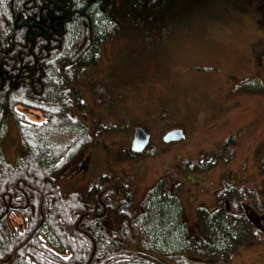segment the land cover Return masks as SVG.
Instances as JSON below:
<instances>
[{
	"label": "rangeland",
	"instance_id": "rangeland-1",
	"mask_svg": "<svg viewBox=\"0 0 264 264\" xmlns=\"http://www.w3.org/2000/svg\"><path fill=\"white\" fill-rule=\"evenodd\" d=\"M117 5V31L101 47L96 64L68 84L85 105L74 107V114L92 142L61 176L62 192L97 187L88 201L98 198L105 205L104 221L114 227L121 191L137 202L159 182L149 219L157 218L155 199L173 197L180 231L166 248L182 252L192 264H264V0H176L163 16L144 8L145 0H118ZM20 111L31 121L43 120L38 110ZM6 127L0 148L13 164L22 146L11 118ZM135 127L148 132L150 140L143 153L129 158ZM175 128L185 137L164 143L162 136ZM79 134L73 129L33 135L64 145ZM228 139L232 143L226 145ZM204 156L214 165L196 170ZM226 199L231 211L243 200L251 221L230 222L222 215L231 240L223 250L215 246L218 252L196 239V215L198 208L209 215L219 207L224 214L220 201ZM8 223L21 225L19 217ZM205 234L202 240L212 242L214 236L207 229ZM154 244L163 250L162 243Z\"/></svg>",
	"mask_w": 264,
	"mask_h": 264
},
{
	"label": "trees",
	"instance_id": "trees-1",
	"mask_svg": "<svg viewBox=\"0 0 264 264\" xmlns=\"http://www.w3.org/2000/svg\"><path fill=\"white\" fill-rule=\"evenodd\" d=\"M117 1L0 0V144L11 118L22 146L13 164L0 148V264H169L166 260L192 264L182 252L165 246H171L170 240L180 232L170 202L175 199L166 195H162L166 200L155 199L157 218L149 219L148 205L150 198L159 197V182L137 202L121 191L114 227L104 221L105 205L98 198L88 201L98 193L97 187L87 193H63L59 186L61 176L92 142L74 114V107L81 110L85 105L68 84L96 64L101 47L117 31ZM175 1L145 0L144 8L163 16ZM21 108L40 111L43 120H29ZM73 129L80 131L79 136L64 145H50L33 135ZM230 143L232 139L226 145ZM135 156L128 151L129 158ZM213 160L204 156L195 169H209ZM242 201L231 211L229 200H221V215L220 207L209 215L204 208L197 209L195 237L205 248L222 252L228 245L231 232L222 215L230 222L246 219ZM15 217L21 225L11 228L8 222ZM206 229L214 236L210 243L202 240ZM251 229L256 236L259 231L254 225ZM154 243H162L163 250Z\"/></svg>",
	"mask_w": 264,
	"mask_h": 264
},
{
	"label": "water",
	"instance_id": "water-1",
	"mask_svg": "<svg viewBox=\"0 0 264 264\" xmlns=\"http://www.w3.org/2000/svg\"><path fill=\"white\" fill-rule=\"evenodd\" d=\"M149 133L141 127H136L133 133V138L130 144V150L134 153L142 152L149 142ZM184 138L182 129H172L164 134L162 141L169 143L179 141Z\"/></svg>",
	"mask_w": 264,
	"mask_h": 264
},
{
	"label": "flooded vegetation",
	"instance_id": "flooded-vegetation-1",
	"mask_svg": "<svg viewBox=\"0 0 264 264\" xmlns=\"http://www.w3.org/2000/svg\"><path fill=\"white\" fill-rule=\"evenodd\" d=\"M135 128H136V127H135ZM180 129H181V128H180ZM182 132H183V130H182ZM183 134H184V133H183ZM149 135H150V134H149ZM184 135H185V134H184ZM184 137H185V136H184ZM149 140H150V137H149ZM148 143H149V142H148ZM146 147H147V146H146ZM144 150H145V149H144ZM144 150H143V151H144ZM142 153H143V152H142ZM140 154H141V153H140ZM137 155H139V154H137ZM243 202H244V201H242V206H243Z\"/></svg>",
	"mask_w": 264,
	"mask_h": 264
},
{
	"label": "snow or ice",
	"instance_id": "snow-or-ice-1",
	"mask_svg": "<svg viewBox=\"0 0 264 264\" xmlns=\"http://www.w3.org/2000/svg\"><path fill=\"white\" fill-rule=\"evenodd\" d=\"M65 259H67V257H65Z\"/></svg>",
	"mask_w": 264,
	"mask_h": 264
}]
</instances>
